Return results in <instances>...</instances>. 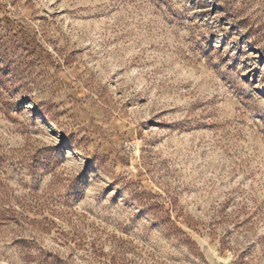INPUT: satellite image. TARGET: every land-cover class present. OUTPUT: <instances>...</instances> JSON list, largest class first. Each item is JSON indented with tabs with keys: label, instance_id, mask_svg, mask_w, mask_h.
Wrapping results in <instances>:
<instances>
[{
	"label": "rangeland",
	"instance_id": "rangeland-1",
	"mask_svg": "<svg viewBox=\"0 0 264 264\" xmlns=\"http://www.w3.org/2000/svg\"><path fill=\"white\" fill-rule=\"evenodd\" d=\"M0 264H264V0H0Z\"/></svg>",
	"mask_w": 264,
	"mask_h": 264
}]
</instances>
